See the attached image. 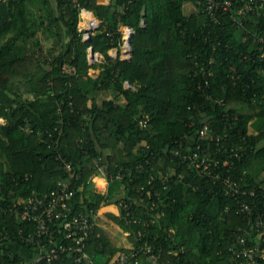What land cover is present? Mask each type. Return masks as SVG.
<instances>
[{"label": "trees", "instance_id": "16d2710c", "mask_svg": "<svg viewBox=\"0 0 264 264\" xmlns=\"http://www.w3.org/2000/svg\"><path fill=\"white\" fill-rule=\"evenodd\" d=\"M40 1L52 23L61 19L74 35L71 62L76 71L61 69L64 52L46 59L50 68L36 67L39 60L24 53L28 0H0V264L24 260L11 244L27 246L20 229L33 228V222L21 221L10 208L20 198L49 192L64 176L57 155L76 169L74 213L92 215L123 196H138L143 186V192L150 189L151 179L159 192L154 195L158 209L165 214L147 228L145 237L157 236L165 259L229 264L232 247L241 248L235 233L246 225L240 202H255V213H264L258 189L264 185V59L253 35H264V16L252 14L239 28L223 13L218 23L199 10L187 14L185 3L197 7L195 0H58L57 17L48 0ZM82 7L101 22L89 41L78 30ZM122 25L134 31L132 57L112 60L109 51L122 42ZM89 46L104 55L101 84L89 74L94 66ZM127 82L134 88H127ZM22 85L34 93L33 99L22 98ZM100 87L113 88L115 97L90 104ZM146 116L148 124L142 127ZM205 123L209 131L203 136ZM221 135L226 136L217 140ZM198 145L227 160L221 165L225 174L260 195L228 193L221 180L199 172L175 152ZM99 157L109 162L106 192L97 191L90 180ZM120 171L124 176L117 178ZM135 208L138 217L148 218L144 205ZM111 216L138 243L142 224L126 225L120 216ZM258 241L264 247V241L248 236L250 245ZM106 244L103 236L94 235L88 249L96 264L106 263L95 257ZM170 249L176 253L168 255Z\"/></svg>", "mask_w": 264, "mask_h": 264}, {"label": "built area", "instance_id": "2783aa9c", "mask_svg": "<svg viewBox=\"0 0 264 264\" xmlns=\"http://www.w3.org/2000/svg\"><path fill=\"white\" fill-rule=\"evenodd\" d=\"M126 2H131V0H124V4ZM195 3L197 10L208 15L216 23H218V15L223 13L228 15L230 20L239 28L245 27V21L252 14L264 16V0H243L239 3L233 0H195ZM79 16L78 30L83 40L89 41L92 35L100 30L101 22L85 7L80 9ZM143 23L144 21H142ZM120 30L122 32V42L119 47H123L124 55L130 56L129 39L132 35V28L128 25H122ZM253 35L254 41L261 52V58L264 59V35L257 32H254ZM243 40L246 41L245 38ZM119 47L115 48L118 49ZM88 51V59L92 64L101 61L100 52L92 51V46L88 47ZM261 72L264 74V69ZM127 85L132 86L128 82ZM261 99L264 101V93ZM218 101L223 103L222 99ZM148 121L149 117L146 116L140 121V125L146 127ZM28 130L30 131V128ZM208 131L209 124L205 123L200 130V134L205 136ZM61 134L62 131L59 132V136ZM225 136H218L217 140ZM183 143H185L184 140L179 141L181 147H184ZM146 147H149L148 143ZM185 150L183 152L175 150V152L176 154L182 153L183 159H190L197 166L199 172L212 177L215 181L221 180L228 193L250 197L260 195L255 187L247 191L244 189L245 184H241L230 173L225 174V171L221 169V165H227V160H222L219 156H213L207 150L200 149V145L196 150H192L189 146ZM232 151L234 156L239 159L242 157L235 149ZM56 159L62 165L64 176L56 182L55 186L44 194L35 193L27 198H20L10 208V211L14 212L21 221L33 222V228H22L20 232L22 243L35 250L37 254L33 260H21L17 264H96L88 247L94 235L100 236L97 232V212L92 215L83 211L74 213L73 199L77 189L74 186L76 182L73 179L76 169L66 157L57 155ZM95 163L96 170L90 180L93 182L96 176H101L109 184L107 178L109 176L108 160L99 157L96 158ZM123 176L124 173L121 171L116 175L117 178ZM148 185L150 189L147 192H143L145 188L143 186L141 191H137L138 196H123L117 203L120 208V218L125 222L124 224H142V227L136 233L138 243L133 242L130 248L117 251L105 264H188L174 262L169 258L165 259L163 246L155 243L157 236L153 238L145 237L147 228L155 224L165 214L164 210L158 209L159 203L154 198V195L159 196L155 183L150 179ZM258 189L264 195V185ZM136 205H144L147 208L148 218L141 219L138 217ZM239 211L243 213L246 225L238 227L235 233V238L241 244V248L232 247L229 264H264V247L261 243L259 241L255 245L248 243V236L250 235L264 241V213L261 211L255 213V202L253 204L246 199L240 202ZM127 231L131 235V231L129 229ZM254 232H257V235ZM175 253L174 249L168 250V255H174Z\"/></svg>", "mask_w": 264, "mask_h": 264}, {"label": "crops", "instance_id": "0c3cea01", "mask_svg": "<svg viewBox=\"0 0 264 264\" xmlns=\"http://www.w3.org/2000/svg\"><path fill=\"white\" fill-rule=\"evenodd\" d=\"M53 6L56 16H60V8L58 6V0H48ZM113 0H98L101 4H110ZM29 15H28V25L25 32L24 38V53L36 57L39 62L36 67L38 68H50V63L46 59L50 57H55L61 54H65V58L62 60L61 69L64 73H74L76 68L72 64L71 60L76 52V45L74 40V35H70L68 32L69 27L65 26L63 21L59 19L57 22H53L47 17V12L45 7L41 5L40 0H28ZM184 11L190 14L197 11L196 6L191 2L187 1L184 5ZM92 12V11H90ZM92 14H94L92 12ZM95 15V14H94ZM123 47L118 49L112 48L109 54L112 60H116L118 57L121 60L131 59L130 56L124 55L122 51ZM52 55V56H51ZM101 61L94 63L93 67L90 68L89 74L93 77L94 81H98L101 84L102 79H99L101 68L100 64L104 62V55L101 54ZM36 86V83H33ZM127 88H134V86H129L126 83ZM27 87H20V93L23 92L22 98H34V93L32 91H27ZM14 97V94H12ZM115 97V90L111 87H100L92 93L90 104L93 102L101 103L104 99H112ZM122 99V98H121ZM3 121V120H1ZM95 181H93L94 187L99 192H106L108 184L106 179L101 176H96ZM111 215L119 217L120 208L117 203L105 204L98 209L96 213V224L97 232L100 236H103L107 240L106 248L103 253L97 256V259L104 263L111 259L114 251H119L121 249L130 248L133 244L131 235L127 231L120 220L114 219ZM14 253L20 255L24 261H31L36 257V251L27 246H22L17 243L11 244Z\"/></svg>", "mask_w": 264, "mask_h": 264}, {"label": "water", "instance_id": "95a60500", "mask_svg": "<svg viewBox=\"0 0 264 264\" xmlns=\"http://www.w3.org/2000/svg\"><path fill=\"white\" fill-rule=\"evenodd\" d=\"M133 33H134V31H133V29H132V35H131V37H130V39H129V47H130V52H131V54H132V44H131V38H132V36H133ZM95 49L92 47V51H94Z\"/></svg>", "mask_w": 264, "mask_h": 264}, {"label": "bare ground", "instance_id": "6f19581e", "mask_svg": "<svg viewBox=\"0 0 264 264\" xmlns=\"http://www.w3.org/2000/svg\"><path fill=\"white\" fill-rule=\"evenodd\" d=\"M93 23H95V21L92 20Z\"/></svg>", "mask_w": 264, "mask_h": 264}]
</instances>
